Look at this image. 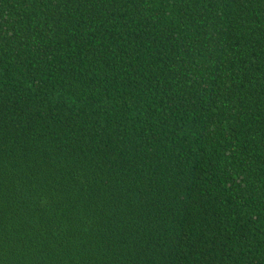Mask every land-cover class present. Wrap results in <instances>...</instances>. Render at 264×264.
Segmentation results:
<instances>
[{"label":"trees","instance_id":"trees-1","mask_svg":"<svg viewBox=\"0 0 264 264\" xmlns=\"http://www.w3.org/2000/svg\"><path fill=\"white\" fill-rule=\"evenodd\" d=\"M0 264H264V0H0Z\"/></svg>","mask_w":264,"mask_h":264}]
</instances>
